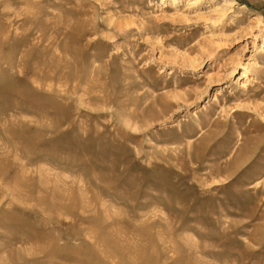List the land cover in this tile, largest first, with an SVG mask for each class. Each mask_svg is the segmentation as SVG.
Returning a JSON list of instances; mask_svg holds the SVG:
<instances>
[{
    "label": "rangeland",
    "instance_id": "374dc122",
    "mask_svg": "<svg viewBox=\"0 0 264 264\" xmlns=\"http://www.w3.org/2000/svg\"><path fill=\"white\" fill-rule=\"evenodd\" d=\"M0 264H264V0H0Z\"/></svg>",
    "mask_w": 264,
    "mask_h": 264
}]
</instances>
